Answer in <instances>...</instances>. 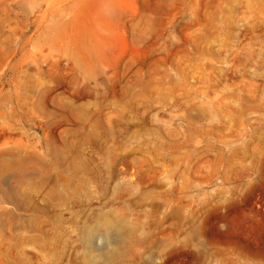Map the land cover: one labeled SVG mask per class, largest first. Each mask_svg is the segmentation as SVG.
Listing matches in <instances>:
<instances>
[{
	"label": "rangeland",
	"instance_id": "1",
	"mask_svg": "<svg viewBox=\"0 0 264 264\" xmlns=\"http://www.w3.org/2000/svg\"><path fill=\"white\" fill-rule=\"evenodd\" d=\"M81 28L100 30L106 51L86 68ZM64 140L85 141L90 167L104 165L103 146L118 154L106 168L116 198L91 181L82 203L60 208L67 253L100 211L152 242L139 252L163 241L157 264H264V0H0V264L5 252L43 254L13 246L17 230L38 233L22 227L34 213L14 174L51 176L48 144ZM106 234L97 250L112 245Z\"/></svg>",
	"mask_w": 264,
	"mask_h": 264
},
{
	"label": "bare ground",
	"instance_id": "2",
	"mask_svg": "<svg viewBox=\"0 0 264 264\" xmlns=\"http://www.w3.org/2000/svg\"><path fill=\"white\" fill-rule=\"evenodd\" d=\"M47 30L50 32L54 30L57 31V26L49 25ZM76 31L77 30H75V33ZM75 39L77 51L80 53L79 56L81 57V61L85 64V68L94 60L100 62L105 59V45L103 44L102 32L100 30H96L95 28H81ZM88 134L94 135L93 132H88ZM83 142L85 143V141L69 143L64 140L61 144H56L54 142L49 143L48 152L51 153V163L54 166V170L51 176L42 175L46 170L39 169L38 166L37 171L41 173V181L38 183H33L32 179L25 175L22 176L18 173L14 174L15 185L20 183L24 184V187H27L24 192L17 193L18 197H20V199H16L18 200L19 206L22 204L21 207L23 209H26L27 206V209H30L34 213L32 217L30 216V218L28 217L25 219L22 227L24 229L35 228L34 230L37 229L38 233H30L31 235H27L26 237V235L22 236L21 234H17V230L15 233L10 234V237L15 241L13 246H18L20 243H25V241L33 242L43 254L38 255L35 252L29 253V251L26 252L25 249L13 254L5 252L4 256L1 257L4 264H157L154 258L156 255H161L163 253V241L154 243V250L139 252L136 249V243L143 244V242H145V244L151 246L152 242L145 240L143 237L139 238L133 235L132 231L129 230L120 219L115 217L113 213L99 211L96 212L94 216L90 217L89 223L87 221L83 222L80 225L78 233L80 248L77 249V247H75L76 249H73L72 253H67L66 248L68 243H66V241H64V243L62 241L64 239L61 238L62 243L58 241L55 222L62 219L60 208H62V206H68L70 203H82L81 193L83 188L88 186L89 182L93 181L96 185L105 189V191H112L111 196L116 198V195L113 194L114 187H110V177L106 168L109 166L111 158L118 157L117 152L110 154L111 149L107 146H103L104 151L108 154L105 158L104 165L95 164L93 167H90L88 162L85 161L86 157L83 156L81 152V146L84 144ZM143 161L144 159L141 161L132 159L131 163L137 164ZM19 163L20 160H14L6 162V165L13 164V166H16ZM37 163L40 165L43 164L40 160L37 161ZM4 165L5 163L2 164V166ZM2 171L3 173H1ZM4 173L2 168L0 171L1 184H5L6 176ZM33 174L35 173H32V175ZM15 185L12 187H15ZM33 187L44 189L43 192L45 193V200L47 202L44 199L38 202L33 200L34 192H37V190L33 191L31 189ZM10 192L2 190L3 199H13L12 193ZM27 204H29V206ZM102 228L107 230L106 238L112 241V245L108 248L97 250L98 247L95 244V240L99 236ZM202 232L203 228L198 224H194L191 227L190 237L198 238ZM189 239L190 238H188V240ZM198 242H200L199 239ZM94 250H97V252L93 253ZM201 255V251H199L197 256L200 257ZM261 257L264 259V252L261 253Z\"/></svg>",
	"mask_w": 264,
	"mask_h": 264
}]
</instances>
